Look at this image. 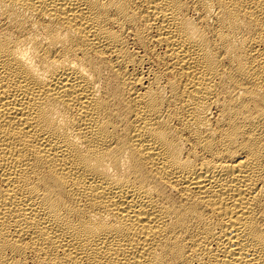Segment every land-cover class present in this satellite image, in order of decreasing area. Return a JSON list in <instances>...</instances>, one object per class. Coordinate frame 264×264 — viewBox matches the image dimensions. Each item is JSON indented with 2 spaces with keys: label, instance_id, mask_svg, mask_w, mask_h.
Returning a JSON list of instances; mask_svg holds the SVG:
<instances>
[{
  "label": "bare ground",
  "instance_id": "obj_1",
  "mask_svg": "<svg viewBox=\"0 0 264 264\" xmlns=\"http://www.w3.org/2000/svg\"><path fill=\"white\" fill-rule=\"evenodd\" d=\"M0 264H264V0H0Z\"/></svg>",
  "mask_w": 264,
  "mask_h": 264
}]
</instances>
